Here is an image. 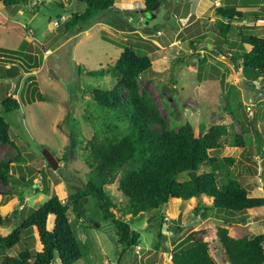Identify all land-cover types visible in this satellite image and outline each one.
Returning <instances> with one entry per match:
<instances>
[{"label": "rangeland", "instance_id": "1", "mask_svg": "<svg viewBox=\"0 0 264 264\" xmlns=\"http://www.w3.org/2000/svg\"><path fill=\"white\" fill-rule=\"evenodd\" d=\"M259 1L161 0L159 7L148 11L142 0H115L112 10L69 30L64 27L65 21L85 9L78 0H24L11 9L0 1V13L6 19L0 23V52H18L15 54L21 58L24 55L19 51L28 52L36 60L30 71L18 61L12 64L19 71L14 79L5 77L1 70L12 62L0 60V100L12 93L21 101L17 111L0 110L10 125L11 139L10 143L0 142V162L11 165L10 183L0 180L1 215L10 216L15 209L38 208L53 195L67 202L69 195L85 188L90 178V168L84 163L86 143L97 127L108 122L89 92L113 89L117 84L109 75L94 77L88 71L113 65L129 42L136 43L152 61L150 69L136 81L140 95L158 107L164 126L177 129L189 122L205 133L213 124H225L228 134L222 137V149L210 151V155L231 157L233 162L226 173L238 178L249 196L264 197V83L250 81L234 60L241 51L239 44L250 49L245 37H264V18L233 22L223 37L218 21L229 20L216 11L227 4L255 11ZM218 38L220 46L216 45ZM176 59L181 60L176 63ZM30 74L43 100H31L30 95L37 93L32 94L25 81ZM43 149L56 158L55 169L47 165ZM138 166L136 160L128 161L116 173L114 183L103 186L116 204L112 210L117 217H121L119 208L126 203L118 188L119 178ZM211 168L202 165L197 172ZM217 173L223 181L224 169L219 168ZM188 177L183 173L178 179ZM46 187L48 192L35 194V189L44 191ZM212 201L205 195L186 201L171 199L156 212L124 215L131 229L140 234L138 246L125 247L119 242L114 224L104 219L98 198L89 194L82 203L80 217L72 206L67 212L82 254L73 264H170L172 253L186 247L187 236L193 232L208 243L216 264H227L217 229L227 228L234 238L264 233V206L241 215L211 210L206 217L201 216L203 205H211ZM196 208L200 209L197 214ZM53 220H47L49 229ZM12 229L11 222L6 223L0 226V234L6 235ZM159 229L165 241L158 237ZM32 241L40 251L38 234ZM22 248L18 244L0 249V262Z\"/></svg>", "mask_w": 264, "mask_h": 264}, {"label": "trees", "instance_id": "2", "mask_svg": "<svg viewBox=\"0 0 264 264\" xmlns=\"http://www.w3.org/2000/svg\"><path fill=\"white\" fill-rule=\"evenodd\" d=\"M0 1L5 8L11 9L24 0ZM78 1L85 5V9L74 12L65 21L64 27L67 30L91 20L101 12L112 10L115 6V0ZM142 2L144 9L148 11L161 4V0ZM259 3L255 11L238 10L235 4L217 7V13L229 20L228 23L218 21L220 34L226 37L233 22L262 20L264 0H260ZM5 20L0 13V23ZM245 42L250 49L239 44L241 51L234 58L236 67L240 68L250 81L264 83V37L252 34L245 37ZM216 45H221L220 38ZM15 53L18 52L13 51L12 54L0 52V60L7 62L8 59L12 63L18 61L19 65L27 69L26 71L36 66L35 56L30 55L31 53L19 51L24 55L23 58ZM180 60L176 59L175 62ZM151 64L148 53L136 43L129 42L113 65L88 71L90 76L109 75L117 81L113 89L96 88L88 91L108 119L107 123L95 129L92 138L86 143L84 163L90 168V178L84 189L68 196L67 202L53 195L38 208L15 209L6 217L0 213V226L9 222L13 226L8 234H0V249L23 245L17 255L5 256L0 264H73L78 261L82 256L81 249L67 212L72 206L80 217L82 203L89 194L98 198L104 219L114 224L119 242L125 247L138 246L140 234L131 229L130 224L122 217L126 214L136 217L144 212H156L171 199L186 201L201 195L211 197L213 199L211 205H203L202 211L195 209V213L200 211L203 217L211 210L219 214L241 215L248 209L264 206V197L249 196L248 189L243 183L226 173L228 164L233 162L231 157L218 158L209 153L222 149V137L228 134L225 124H213L205 133L198 132L189 122L177 129L164 126V119L156 104L145 95H140L138 91L136 78L150 69ZM5 68L4 65L1 69L4 76ZM25 81L29 83L31 93H37L34 75H28ZM120 87L126 90L121 92ZM30 96L32 101L43 100L41 93ZM20 106L21 101L11 94L0 100V110L4 112L17 111ZM156 124L160 125L159 128L154 127ZM9 130V123L0 115L1 143L11 142ZM130 160H136L139 166L119 178L118 188L126 203L123 208H119L121 217H117L112 210L116 204L108 197L103 186L114 183L116 173ZM202 165H209L212 168L198 173L197 170ZM219 168L225 171L223 181L218 178ZM10 170V162H0V180L3 183H10ZM183 173H188L189 177L180 181L178 177ZM27 183L31 184V181ZM34 192L35 194L48 192V189L47 187L44 191L35 189ZM51 216L54 220L52 228L49 229L47 220ZM155 217L154 214L153 218ZM175 229L183 230L181 227ZM34 234H38L42 244L40 251L35 249L33 241L30 242ZM157 235L165 241L166 237L160 229ZM217 237L224 249L227 264L264 263V233L234 238L229 235L227 228L219 227ZM187 240L186 247L172 253L170 264H216L209 253L208 243L197 232L190 233Z\"/></svg>", "mask_w": 264, "mask_h": 264}, {"label": "water", "instance_id": "3", "mask_svg": "<svg viewBox=\"0 0 264 264\" xmlns=\"http://www.w3.org/2000/svg\"><path fill=\"white\" fill-rule=\"evenodd\" d=\"M18 72H19L18 68L15 67L14 65L6 67V69H5V75H6V77H8L10 79H14V77L18 74ZM42 152H43V156L46 159L48 165L51 168L55 169L58 166V162H57L56 158L47 149H43ZM20 234L22 236V232Z\"/></svg>", "mask_w": 264, "mask_h": 264}, {"label": "clouds", "instance_id": "4", "mask_svg": "<svg viewBox=\"0 0 264 264\" xmlns=\"http://www.w3.org/2000/svg\"><path fill=\"white\" fill-rule=\"evenodd\" d=\"M12 64H14V63H11V64L8 63V65L6 64L5 67H9V66H11ZM5 69H6V68H5ZM5 77H6V75H5ZM7 78H8V77H7ZM8 94H9V93H8ZM11 95H12V93H11ZM18 99H19V98H18Z\"/></svg>", "mask_w": 264, "mask_h": 264}, {"label": "bare ground", "instance_id": "5", "mask_svg": "<svg viewBox=\"0 0 264 264\" xmlns=\"http://www.w3.org/2000/svg\"><path fill=\"white\" fill-rule=\"evenodd\" d=\"M194 197L190 198L189 200H192Z\"/></svg>", "mask_w": 264, "mask_h": 264}, {"label": "crops", "instance_id": "6", "mask_svg": "<svg viewBox=\"0 0 264 264\" xmlns=\"http://www.w3.org/2000/svg\"><path fill=\"white\" fill-rule=\"evenodd\" d=\"M52 217V216H51ZM53 218V217H52ZM53 226V225H52Z\"/></svg>", "mask_w": 264, "mask_h": 264}, {"label": "built area", "instance_id": "7", "mask_svg": "<svg viewBox=\"0 0 264 264\" xmlns=\"http://www.w3.org/2000/svg\"><path fill=\"white\" fill-rule=\"evenodd\" d=\"M172 258V257H171Z\"/></svg>", "mask_w": 264, "mask_h": 264}]
</instances>
